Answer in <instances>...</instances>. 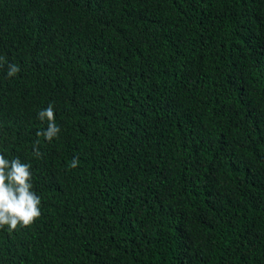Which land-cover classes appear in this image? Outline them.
I'll list each match as a JSON object with an SVG mask.
<instances>
[{
    "label": "trees",
    "instance_id": "trees-1",
    "mask_svg": "<svg viewBox=\"0 0 264 264\" xmlns=\"http://www.w3.org/2000/svg\"><path fill=\"white\" fill-rule=\"evenodd\" d=\"M0 57V264H264V0H0Z\"/></svg>",
    "mask_w": 264,
    "mask_h": 264
},
{
    "label": "clouds",
    "instance_id": "clouds-1",
    "mask_svg": "<svg viewBox=\"0 0 264 264\" xmlns=\"http://www.w3.org/2000/svg\"><path fill=\"white\" fill-rule=\"evenodd\" d=\"M3 60V57H0ZM20 72L16 64L8 65V77H13ZM41 121L47 120L48 127L44 132H38L37 136H43L51 142L58 138L61 131L55 123L54 108L51 104L39 111ZM39 141H37L38 145ZM34 155L40 156L38 146L34 145ZM78 158L70 163V168L78 166ZM33 175L31 165L23 163L19 158L6 159L0 154V228L7 226L14 231L20 228L32 226L42 216L41 197L33 190Z\"/></svg>",
    "mask_w": 264,
    "mask_h": 264
}]
</instances>
